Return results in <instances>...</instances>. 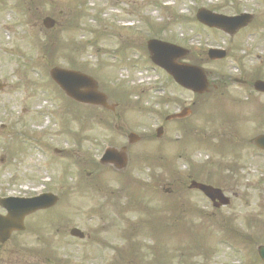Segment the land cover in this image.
I'll return each mask as SVG.
<instances>
[{"label":"rangeland","instance_id":"374dc122","mask_svg":"<svg viewBox=\"0 0 264 264\" xmlns=\"http://www.w3.org/2000/svg\"><path fill=\"white\" fill-rule=\"evenodd\" d=\"M200 7L255 16L249 27L229 38L192 19ZM45 15L56 17L59 28L46 32L40 24ZM150 38L190 48L193 61L204 67L219 91L196 95L176 85L151 62ZM259 39H264V0L0 2V196L52 191L60 197L49 210L28 216L26 229L0 245V264H109L114 259L112 248L125 242L121 231L138 222L142 227L131 235L133 243L144 248L131 250L122 264H154L156 260L260 264L257 246L264 244V158L251 140L264 132V117L255 124L256 113L264 107V94L251 86L224 82L253 73L258 65L254 46ZM232 44L238 45L237 50L232 49L225 60L208 59L206 48ZM118 47L121 52L116 54ZM71 63L96 77L104 91L124 90L127 103L119 105L117 114H104L107 118L97 108L76 103L77 107L49 77L52 65L69 67ZM260 69L256 77L264 76V67ZM140 84L142 88H137ZM114 98L110 101L115 102ZM184 106L194 108L190 116L165 120ZM214 111V117L209 116ZM161 124L164 135L158 138L155 131ZM39 129L46 133L34 142L32 132ZM130 131L146 137L129 151L124 174L110 166L91 164L88 168L84 163L87 151L100 157L109 141L121 142ZM233 158L239 169L229 182L222 177L226 178ZM190 170L198 180L220 186L231 203L216 209L198 190L189 189ZM174 173L184 179H174ZM139 183L152 187L141 191ZM171 208L183 212L180 219L169 216ZM152 214L167 215L171 219L164 224L170 227L174 221L184 229L175 232L167 227L154 235L147 233L143 227L155 222L149 220ZM232 222L237 231L231 230ZM73 226L81 228L88 239L71 237ZM248 233L255 242H249ZM221 239L226 241L222 245Z\"/></svg>","mask_w":264,"mask_h":264},{"label":"water","instance_id":"95a60500","mask_svg":"<svg viewBox=\"0 0 264 264\" xmlns=\"http://www.w3.org/2000/svg\"><path fill=\"white\" fill-rule=\"evenodd\" d=\"M44 23L47 27H51L54 25V21L50 18L45 19ZM165 45L166 44H163L157 41H151L149 43V48L152 51L153 59L157 61L158 63H160L162 66L166 67V69H168L175 76V78L181 83H184L189 86H192V84H199L198 83L199 79L200 80H202V78L204 79L203 76H200V74L203 75L202 71L197 70V69L195 70L194 68L193 71L195 72V81L194 82L191 81L190 78H188V75L184 74V70H186V66L172 64L171 60H172L173 55L168 56L167 53L160 51V48L162 46L164 47ZM165 47L168 48V46H165ZM51 74L53 78L55 79V81L68 93V95L75 98L76 100L105 104L104 96H102L96 91L95 82L90 80L88 77L78 72L64 70L60 68L53 69ZM255 85L257 88L264 90L263 82H258ZM258 141L262 143L264 142V138L263 137L259 138ZM114 152L115 151H111V153H114ZM194 186L202 189L204 193L210 197H215L219 195V193L216 192L217 190H214L213 188L209 186H205L201 184H194ZM53 202H55V198L52 199L51 203H46V206L52 205ZM21 222L22 221L19 220L15 226L17 228H20ZM72 234L79 235L80 232L77 229H73ZM260 254H261V257L264 259V247L260 248Z\"/></svg>","mask_w":264,"mask_h":264}]
</instances>
